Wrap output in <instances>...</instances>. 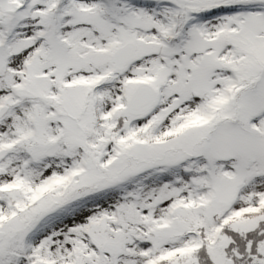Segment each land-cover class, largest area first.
I'll use <instances>...</instances> for the list:
<instances>
[{
    "label": "snow or ice",
    "instance_id": "obj_1",
    "mask_svg": "<svg viewBox=\"0 0 264 264\" xmlns=\"http://www.w3.org/2000/svg\"><path fill=\"white\" fill-rule=\"evenodd\" d=\"M0 264H264V0H0Z\"/></svg>",
    "mask_w": 264,
    "mask_h": 264
}]
</instances>
